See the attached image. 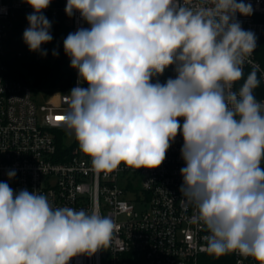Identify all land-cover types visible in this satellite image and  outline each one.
<instances>
[{"label":"clouds","instance_id":"clouds-1","mask_svg":"<svg viewBox=\"0 0 264 264\" xmlns=\"http://www.w3.org/2000/svg\"><path fill=\"white\" fill-rule=\"evenodd\" d=\"M22 2L33 9L23 41L46 56L52 0ZM65 13L88 26L63 40L78 80L62 122L92 168H159L182 135L179 191L209 232L207 253L264 264V103L254 95L258 70L243 73L257 37L237 19L253 14L251 3L66 0ZM170 66L175 78L153 82ZM116 227L95 210L53 207L46 195L0 182V264H69L108 247Z\"/></svg>","mask_w":264,"mask_h":264},{"label":"built area","instance_id":"built-area-1","mask_svg":"<svg viewBox=\"0 0 264 264\" xmlns=\"http://www.w3.org/2000/svg\"><path fill=\"white\" fill-rule=\"evenodd\" d=\"M244 2L251 3L253 14H237V19L244 30L257 37V47L243 67L244 79L254 68L258 70L260 85L254 95L264 103V62L259 57L264 0ZM65 6L66 0H52L43 11L52 22L53 39L60 23L65 22L69 33L88 26L79 13L67 16ZM32 12L22 0H0V182L8 183L14 191L28 189L46 195L53 207L95 210L113 219L117 227L110 245L92 256L74 257L69 264H210L211 255L206 250L209 232L203 224L192 222L195 209L186 204L179 191L183 183L180 169L184 167L182 135H177L165 161L156 169L136 170L122 164L112 173H99L79 147L68 153L60 149V131L66 127L58 117L66 112L67 94L78 80L70 59L71 80L66 75L63 85L56 88L36 89L10 74L9 60L13 56L39 64L52 57L53 40L41 46L47 50L46 56L10 45L15 31L21 28L24 32L29 26L26 17ZM175 75L174 66L167 68L165 82ZM244 79L233 90H238ZM39 93L48 94V99L39 102ZM10 170L16 172L11 179L7 175ZM227 255L231 264H257L251 257Z\"/></svg>","mask_w":264,"mask_h":264},{"label":"trees","instance_id":"trees-1","mask_svg":"<svg viewBox=\"0 0 264 264\" xmlns=\"http://www.w3.org/2000/svg\"><path fill=\"white\" fill-rule=\"evenodd\" d=\"M57 31V35L53 39L52 50L56 49L59 52L58 56L52 55L44 64H39L27 57L13 56L9 60L10 74L24 83L33 85L36 89L62 86L63 79L66 75H70L69 79L71 80L72 72L69 68V57L65 55L63 49V40L69 34V27L65 25V22L60 23ZM10 45L16 49H28L23 41V31L21 28L15 31L14 36L11 38ZM259 57L264 62V36L261 39ZM156 79L164 83L165 72L163 75L154 78L153 82H155ZM59 147L63 153H68L70 149L79 146L74 139L71 146L67 147L66 142L63 141V138L60 136ZM210 264H231V258L228 255L221 257L210 256Z\"/></svg>","mask_w":264,"mask_h":264},{"label":"rangeland","instance_id":"rangeland-1","mask_svg":"<svg viewBox=\"0 0 264 264\" xmlns=\"http://www.w3.org/2000/svg\"><path fill=\"white\" fill-rule=\"evenodd\" d=\"M49 97L48 94H45L44 96H42L41 93H39V96H38V101L39 102H42V101H45L47 100ZM61 137L63 138V141H65L67 144L68 143H72L74 141V134H72L69 130L67 129H62L61 131Z\"/></svg>","mask_w":264,"mask_h":264},{"label":"snow or ice","instance_id":"snow-or-ice-1","mask_svg":"<svg viewBox=\"0 0 264 264\" xmlns=\"http://www.w3.org/2000/svg\"><path fill=\"white\" fill-rule=\"evenodd\" d=\"M58 119H62V117H58Z\"/></svg>","mask_w":264,"mask_h":264}]
</instances>
